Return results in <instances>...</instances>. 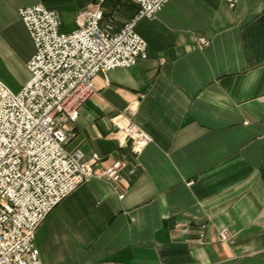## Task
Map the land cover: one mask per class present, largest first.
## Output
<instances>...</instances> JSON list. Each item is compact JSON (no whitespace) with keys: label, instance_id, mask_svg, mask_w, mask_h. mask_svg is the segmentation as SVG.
Wrapping results in <instances>:
<instances>
[{"label":"crops","instance_id":"crops-1","mask_svg":"<svg viewBox=\"0 0 264 264\" xmlns=\"http://www.w3.org/2000/svg\"><path fill=\"white\" fill-rule=\"evenodd\" d=\"M94 1L0 0V80L18 93L31 78L20 9L57 11L69 33ZM103 9L114 31L138 12L132 0ZM136 31L147 58L95 78L67 149L101 167L137 162L115 136L120 115L153 142L136 175L91 179L49 213L41 264H264V0H170Z\"/></svg>","mask_w":264,"mask_h":264},{"label":"built area","instance_id":"built-area-1","mask_svg":"<svg viewBox=\"0 0 264 264\" xmlns=\"http://www.w3.org/2000/svg\"><path fill=\"white\" fill-rule=\"evenodd\" d=\"M110 1L95 0L69 33L62 32L57 11L42 5L19 10L35 52L27 63L31 78L20 92L0 80V264H41L35 239L49 213L91 179L118 183L126 169L136 175L138 159L153 142L132 117L120 115L112 119L115 136L137 162L117 159L101 167L98 154L86 160L81 150L67 149L80 108L96 92L95 78L147 58V41L136 28L170 2L132 0L137 14L114 31L101 23ZM223 1L233 9L239 2ZM219 238L228 240V232Z\"/></svg>","mask_w":264,"mask_h":264}]
</instances>
